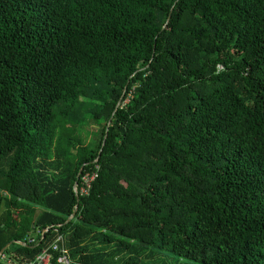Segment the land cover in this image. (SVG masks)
<instances>
[{
  "label": "trees",
  "instance_id": "obj_1",
  "mask_svg": "<svg viewBox=\"0 0 264 264\" xmlns=\"http://www.w3.org/2000/svg\"><path fill=\"white\" fill-rule=\"evenodd\" d=\"M57 235L74 264H264V0H0V264Z\"/></svg>",
  "mask_w": 264,
  "mask_h": 264
},
{
  "label": "built area",
  "instance_id": "obj_2",
  "mask_svg": "<svg viewBox=\"0 0 264 264\" xmlns=\"http://www.w3.org/2000/svg\"><path fill=\"white\" fill-rule=\"evenodd\" d=\"M97 177L95 172L89 173L86 172L79 176L80 178V187L77 186L74 188L76 194L79 196H84L87 194L91 188V184L94 179ZM32 242V240H30ZM55 257L56 264H74L68 257L67 249L64 244V237L62 235H57L55 240L47 247L42 253L37 255L35 259L29 264H50L51 260ZM7 263L10 264L12 261L7 259ZM22 264V263H19Z\"/></svg>",
  "mask_w": 264,
  "mask_h": 264
},
{
  "label": "water",
  "instance_id": "obj_3",
  "mask_svg": "<svg viewBox=\"0 0 264 264\" xmlns=\"http://www.w3.org/2000/svg\"><path fill=\"white\" fill-rule=\"evenodd\" d=\"M120 103H121V97H120V100L118 101V103H117L115 109L118 108V106L120 105ZM114 111H115V110H114ZM109 123H110V120L108 121V124H109ZM107 126H108V125H107ZM106 134H107V127H106L105 135H104V138H103V141H102V146L104 145V140H105V138H106ZM99 154H100V151H99V153H98V156H99ZM82 169H83V166H81V168H80L79 171H78L77 179L79 178V176H80V174H81V172H82ZM76 186H77V182L74 183L73 187L75 188ZM76 211H77V208L75 207L73 213L71 214V216L68 217V218L66 219V223L69 222L71 219L74 218V216H75V214H76ZM46 231H47V230H45L44 232H46ZM11 243H12V242H11ZM11 243H8L6 246H4V247L0 250V255L3 253V251H4V250H5V249H6ZM21 244H22V243H21Z\"/></svg>",
  "mask_w": 264,
  "mask_h": 264
},
{
  "label": "rangeland",
  "instance_id": "obj_4",
  "mask_svg": "<svg viewBox=\"0 0 264 264\" xmlns=\"http://www.w3.org/2000/svg\"><path fill=\"white\" fill-rule=\"evenodd\" d=\"M1 170H2V168H1ZM158 261H159L158 264H184V263H182L180 261H176L173 258H168V257H166L164 255L158 257Z\"/></svg>",
  "mask_w": 264,
  "mask_h": 264
},
{
  "label": "crops",
  "instance_id": "obj_5",
  "mask_svg": "<svg viewBox=\"0 0 264 264\" xmlns=\"http://www.w3.org/2000/svg\"><path fill=\"white\" fill-rule=\"evenodd\" d=\"M1 256V255H0ZM3 257V256H2Z\"/></svg>",
  "mask_w": 264,
  "mask_h": 264
}]
</instances>
